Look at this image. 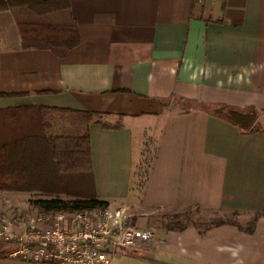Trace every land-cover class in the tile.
I'll return each instance as SVG.
<instances>
[{
  "label": "crops",
  "instance_id": "obj_1",
  "mask_svg": "<svg viewBox=\"0 0 264 264\" xmlns=\"http://www.w3.org/2000/svg\"><path fill=\"white\" fill-rule=\"evenodd\" d=\"M70 9L80 43L62 57L22 48L12 13L0 11V108L72 110L57 112L75 119L64 133L89 135L97 198L136 211L134 224L151 231L113 263L264 264V0H71ZM217 105L254 108L262 130L242 131L212 113ZM146 138L154 151L139 188ZM186 207L253 219L203 232L142 219ZM0 264L47 263L3 246Z\"/></svg>",
  "mask_w": 264,
  "mask_h": 264
},
{
  "label": "trees",
  "instance_id": "obj_2",
  "mask_svg": "<svg viewBox=\"0 0 264 264\" xmlns=\"http://www.w3.org/2000/svg\"><path fill=\"white\" fill-rule=\"evenodd\" d=\"M71 0H0V11H10L16 22L22 48L47 49L59 57L80 43ZM2 95V94H1ZM45 106L23 105L0 108V190L39 192L45 197L31 200L40 213L73 211L107 206L95 193L86 130L82 134H51ZM72 111L51 108V111ZM212 113L236 125L244 132L262 130L254 108L241 109L217 105ZM87 119L98 114L85 112ZM95 115V116H94ZM61 195H65L66 199ZM199 207L183 208L163 225L181 230L188 225L200 232L213 225L235 223L216 218L201 228L191 214ZM233 212L231 215H235ZM250 228V227H247Z\"/></svg>",
  "mask_w": 264,
  "mask_h": 264
},
{
  "label": "built area",
  "instance_id": "obj_3",
  "mask_svg": "<svg viewBox=\"0 0 264 264\" xmlns=\"http://www.w3.org/2000/svg\"><path fill=\"white\" fill-rule=\"evenodd\" d=\"M125 208L93 206L41 213L19 230L0 219V239L13 244L9 254L47 264H114L113 255L147 241L151 233L135 225Z\"/></svg>",
  "mask_w": 264,
  "mask_h": 264
},
{
  "label": "rangeland",
  "instance_id": "obj_4",
  "mask_svg": "<svg viewBox=\"0 0 264 264\" xmlns=\"http://www.w3.org/2000/svg\"><path fill=\"white\" fill-rule=\"evenodd\" d=\"M64 116L65 115L61 112H46V119L48 118L47 120L51 126L50 130L47 132L51 134L64 133L63 130L67 129V127L64 125V121H67L68 119V117ZM68 120L73 122L75 121V119L73 118H70ZM72 126H74V124ZM70 129L74 130L73 127ZM153 151L154 145L148 140V138H146L145 141L142 142V144L140 145V149H137L136 151V162L134 164V185L139 188L141 187V184L147 174L150 162L152 160ZM43 197H45V195L39 192L0 190V213L3 215H5L6 213L10 214L9 216L6 215L5 221L12 223V226H14V228L16 227L15 229L19 230L21 227L23 228L22 224H25L30 217L33 218L41 214L39 210L31 204V200ZM61 197L66 199L65 195H61ZM131 212L133 213L132 221L134 223L136 221V218L140 217V215L138 216L136 214V211L131 210ZM182 212H184L183 208L152 210V212L148 214L147 218L146 216H142V219L145 221V225L147 223V227H150V225L160 222L164 223L165 221L171 220L174 215ZM3 215H0V219H3ZM219 217L223 219L227 218L230 220H235L245 226H247L253 219L251 214L237 212L235 215H231L224 213L221 210L219 211L213 209L194 210L193 208V214H191L192 220L197 221L201 228L204 227L205 224L211 223L213 220ZM146 229L150 231L148 228ZM3 246H5V249L7 251H10L13 247V244L4 242L0 239V247Z\"/></svg>",
  "mask_w": 264,
  "mask_h": 264
}]
</instances>
